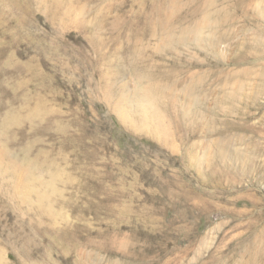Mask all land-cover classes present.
Wrapping results in <instances>:
<instances>
[{
  "label": "rangeland",
  "instance_id": "obj_1",
  "mask_svg": "<svg viewBox=\"0 0 264 264\" xmlns=\"http://www.w3.org/2000/svg\"><path fill=\"white\" fill-rule=\"evenodd\" d=\"M0 151V264H264V0H0Z\"/></svg>",
  "mask_w": 264,
  "mask_h": 264
},
{
  "label": "bare ground",
  "instance_id": "obj_2",
  "mask_svg": "<svg viewBox=\"0 0 264 264\" xmlns=\"http://www.w3.org/2000/svg\"><path fill=\"white\" fill-rule=\"evenodd\" d=\"M204 24H201L200 26H196L193 28V31H194V40L195 41H200V40H204L201 35H202V31H203V27L206 26L207 24L209 25L211 22L210 20L205 19V21L203 22ZM206 28V27H205ZM205 37V36H203ZM197 43V42H196ZM199 44V42H198ZM145 90L142 97H141V100L143 99L142 101V104H143V118L144 120H146V122H151V123H157L159 124L161 127L163 126V119L160 115V110H159V102L157 99V92H155V89H154V86H151L150 84V87L146 88V89H143ZM158 91V90H157ZM195 96V95H194ZM197 99V98H196ZM197 102V101H196ZM140 105V104H139ZM142 107V106H141ZM159 110V111H158ZM158 126V125H157ZM0 158H2V152L0 151ZM15 168V167H14ZM17 168V167H16ZM27 170V169H26ZM16 171V170H15ZM17 171H19V174H20V178L22 179L21 180V185H22V188L25 189V193H26V196L28 194L29 196V193L30 191L32 190V184L34 185V181L35 179L30 175L29 171L28 172H25L23 171V169H20L17 168ZM15 174V173H14ZM32 174H34L32 172ZM35 176V175H34ZM33 181V183H31ZM37 180V179H36ZM38 182V181H37ZM20 185V184H19ZM36 188V187H35ZM35 188L33 190H35ZM39 188V187H38ZM41 188V187H40ZM37 191V190H36ZM39 191V190H38ZM41 192V191H40ZM24 193V194H25ZM35 193V192H34ZM31 195V194H30ZM36 195H39V194H36ZM42 196V195H41ZM43 197V196H42ZM38 198L40 199V197L38 196ZM43 200V199H42ZM40 202V201H39ZM41 203V202H40Z\"/></svg>",
  "mask_w": 264,
  "mask_h": 264
}]
</instances>
